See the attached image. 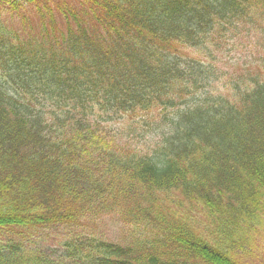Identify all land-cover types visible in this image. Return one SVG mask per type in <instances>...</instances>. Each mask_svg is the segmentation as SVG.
I'll list each match as a JSON object with an SVG mask.
<instances>
[{"label":"trees","instance_id":"16d2710c","mask_svg":"<svg viewBox=\"0 0 264 264\" xmlns=\"http://www.w3.org/2000/svg\"><path fill=\"white\" fill-rule=\"evenodd\" d=\"M25 11L38 23L8 22ZM253 13L254 40L223 51ZM249 56H264V0H0V264H264ZM219 80L230 96L206 90Z\"/></svg>","mask_w":264,"mask_h":264},{"label":"rangeland","instance_id":"374dc122","mask_svg":"<svg viewBox=\"0 0 264 264\" xmlns=\"http://www.w3.org/2000/svg\"><path fill=\"white\" fill-rule=\"evenodd\" d=\"M59 22H63L61 20V17L59 15L55 16ZM30 22L31 24L35 25L38 23V16H36L33 13H27V11L24 12V14H20L19 16H13L8 19V22L10 24H13L14 26H19L21 24H25ZM35 23V24H34ZM29 24V23H28ZM240 25L245 28V32L243 33V36L241 34H232V37L235 38L231 41H239L241 40L242 42H251L254 40V32L258 30V23H253V22H246V23H240ZM251 28V31L249 32L248 29ZM239 39V40H238ZM220 52V51H218ZM184 55L186 57H195V58H200V56L193 54V51L190 50V48H185V53ZM248 64L255 68L257 71H261L263 68L262 62H259L256 57L249 56L248 57ZM230 86L232 84H229ZM234 85V84H233ZM232 85V86H233ZM112 127H116L117 123L113 122ZM155 136L153 133H146L142 132L138 137H137V142L140 145H144L146 143L152 142L155 140ZM88 225V222H86ZM97 230L102 231L103 235H107L109 237H115L119 233V227L116 225L110 216H106L105 218L99 220L97 224Z\"/></svg>","mask_w":264,"mask_h":264}]
</instances>
